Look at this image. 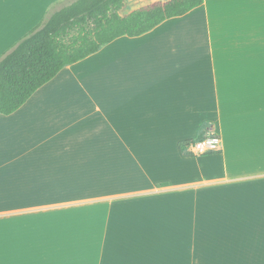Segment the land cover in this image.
Wrapping results in <instances>:
<instances>
[{
	"label": "crops",
	"instance_id": "0c3cea01",
	"mask_svg": "<svg viewBox=\"0 0 264 264\" xmlns=\"http://www.w3.org/2000/svg\"><path fill=\"white\" fill-rule=\"evenodd\" d=\"M67 1L0 0V57ZM0 264H264V0H206L0 114Z\"/></svg>",
	"mask_w": 264,
	"mask_h": 264
},
{
	"label": "trees",
	"instance_id": "16d2710c",
	"mask_svg": "<svg viewBox=\"0 0 264 264\" xmlns=\"http://www.w3.org/2000/svg\"><path fill=\"white\" fill-rule=\"evenodd\" d=\"M127 0H72L50 12L7 54L0 57V114L17 112L66 67L98 53L115 40L139 37L165 21L183 17L206 0H169L123 15ZM204 139L181 144L185 150Z\"/></svg>",
	"mask_w": 264,
	"mask_h": 264
},
{
	"label": "built area",
	"instance_id": "2783aa9c",
	"mask_svg": "<svg viewBox=\"0 0 264 264\" xmlns=\"http://www.w3.org/2000/svg\"><path fill=\"white\" fill-rule=\"evenodd\" d=\"M219 143L220 138L207 131L205 134V138L202 141L193 145V147L198 153H203L207 151H215Z\"/></svg>",
	"mask_w": 264,
	"mask_h": 264
},
{
	"label": "rangeland",
	"instance_id": "374dc122",
	"mask_svg": "<svg viewBox=\"0 0 264 264\" xmlns=\"http://www.w3.org/2000/svg\"><path fill=\"white\" fill-rule=\"evenodd\" d=\"M71 1L72 0H68L67 2H64L63 5H67ZM167 1H169V0H127L125 8H124L122 14L126 15V14H129V13L133 12L136 9H139V8H142V7H146V6L155 4V3H164V2H167ZM49 15H50V13H48V16ZM48 16H47V18H48Z\"/></svg>",
	"mask_w": 264,
	"mask_h": 264
}]
</instances>
